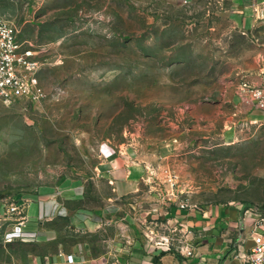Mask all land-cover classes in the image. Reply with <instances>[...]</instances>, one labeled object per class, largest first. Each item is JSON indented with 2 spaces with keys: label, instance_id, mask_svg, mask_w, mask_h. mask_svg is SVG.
Returning <instances> with one entry per match:
<instances>
[{
  "label": "rangeland",
  "instance_id": "obj_1",
  "mask_svg": "<svg viewBox=\"0 0 264 264\" xmlns=\"http://www.w3.org/2000/svg\"><path fill=\"white\" fill-rule=\"evenodd\" d=\"M242 1L0 0L45 91L38 102L0 99V208L68 183L104 206L97 168L130 148L147 170L129 210L144 237L140 222L173 194L241 218L264 213V118L240 93L264 80V21L240 27ZM60 225L66 245L80 239ZM1 234L0 264H30L40 250Z\"/></svg>",
  "mask_w": 264,
  "mask_h": 264
},
{
  "label": "crops",
  "instance_id": "obj_2",
  "mask_svg": "<svg viewBox=\"0 0 264 264\" xmlns=\"http://www.w3.org/2000/svg\"><path fill=\"white\" fill-rule=\"evenodd\" d=\"M253 3L264 0H245L237 6L235 19L240 27L251 29L259 25ZM259 26L264 38V25ZM133 157L136 153L130 148L118 154H104L97 168V178L109 190L108 196L103 195L104 206L86 205L82 183L65 184L60 192L53 195L45 192L30 203L29 221L24 226L29 239L22 242L40 249L29 252L30 264H242L235 257L236 246L230 241L235 242L241 234L248 235L249 230L241 226L243 218L234 208L209 207L192 212L170 209L166 218L177 226L181 236L189 231L187 238L196 249L194 257H187L175 248L155 247L142 235V229L138 226L132 229V220L138 215L133 218L129 210L135 208L134 196L140 193L147 176L146 168L132 162ZM162 213L152 217H162ZM5 215L6 211L0 208V218ZM61 221L79 235L78 241L65 244ZM110 228L115 232L107 236ZM10 230L8 222L0 221L3 237ZM69 255L74 256V263H68Z\"/></svg>",
  "mask_w": 264,
  "mask_h": 264
},
{
  "label": "built area",
  "instance_id": "obj_3",
  "mask_svg": "<svg viewBox=\"0 0 264 264\" xmlns=\"http://www.w3.org/2000/svg\"><path fill=\"white\" fill-rule=\"evenodd\" d=\"M253 9L258 15V20L264 21V3H253ZM39 68L36 53L25 48L20 42L19 30L14 22L6 17H0V99L9 104L18 101H41L45 97V91L37 77ZM240 93L241 98H246L252 109L258 111L264 118V80L261 83L245 81L240 86ZM175 179L176 176L172 174L168 177V183L172 187L177 184ZM167 202L168 206L155 207L152 210L156 216L163 210L162 217H152L151 222L149 220L140 222L145 229V238L155 247L175 248L187 257H194L196 249L187 238L189 231L185 236H181V231L166 217L172 207L187 212L201 211L203 208L187 196L173 194L168 197ZM29 205L27 201L21 204L2 205L6 215L0 218V221L8 222L11 227L10 232L4 236L6 243L16 239L23 241L29 239L24 230L29 221ZM242 221L241 226L249 230V233L241 234L235 242L230 241L237 249L235 257L242 264H264V213L246 215ZM67 261L74 263V256H67Z\"/></svg>",
  "mask_w": 264,
  "mask_h": 264
}]
</instances>
